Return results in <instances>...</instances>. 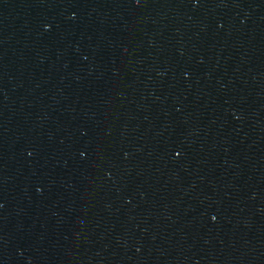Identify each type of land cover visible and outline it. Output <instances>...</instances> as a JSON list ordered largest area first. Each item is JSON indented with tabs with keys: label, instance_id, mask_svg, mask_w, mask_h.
Returning a JSON list of instances; mask_svg holds the SVG:
<instances>
[{
	"label": "water",
	"instance_id": "water-1",
	"mask_svg": "<svg viewBox=\"0 0 264 264\" xmlns=\"http://www.w3.org/2000/svg\"><path fill=\"white\" fill-rule=\"evenodd\" d=\"M0 264H264V0H0Z\"/></svg>",
	"mask_w": 264,
	"mask_h": 264
}]
</instances>
